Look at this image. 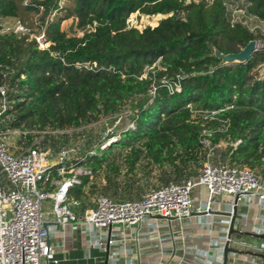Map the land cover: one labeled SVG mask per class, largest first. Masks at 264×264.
Instances as JSON below:
<instances>
[{"label": "trees", "instance_id": "trees-1", "mask_svg": "<svg viewBox=\"0 0 264 264\" xmlns=\"http://www.w3.org/2000/svg\"><path fill=\"white\" fill-rule=\"evenodd\" d=\"M224 1L0 0V17L28 22L37 14V26L50 41L42 49L27 35L0 33V63L13 70L9 124L28 131L64 130L127 109L132 127L107 134L97 145L86 142L88 149L72 163L94 174L105 165L115 168L120 148L127 150L131 167L143 158L171 165L168 184L198 177L192 164L204 161L205 124L190 109L218 111L231 126L216 132L214 141L241 140L229 148V163L264 171V73L254 71L264 65V47L245 63L221 64L216 49L239 52L259 39L246 26L231 24ZM248 1L250 12L264 19V0ZM136 12L167 17L140 30L128 23ZM68 18L77 19L82 35L62 29ZM34 136L28 133L26 143ZM89 179L82 177L70 195L81 198Z\"/></svg>", "mask_w": 264, "mask_h": 264}, {"label": "built area", "instance_id": "built-area-1", "mask_svg": "<svg viewBox=\"0 0 264 264\" xmlns=\"http://www.w3.org/2000/svg\"><path fill=\"white\" fill-rule=\"evenodd\" d=\"M224 4L232 25L241 24L256 33L258 25L252 22L264 23V19L250 12L248 0H225ZM4 21L5 18L0 17V23ZM3 30L0 33L27 35L42 49L50 46L44 30L34 32L29 23L20 18L15 17L12 26L3 27ZM256 40V50L264 47L261 39ZM0 71L4 78L0 85V264H47L54 260L49 223L94 234L95 246L110 249L119 243L117 236L126 228L140 227L147 221L151 223L149 233H159L161 223L158 219H163L172 229L173 223H184L193 212H210L211 204L224 194L232 195L234 200L237 198V204L245 197L264 200V177L250 167L230 164L218 149L219 145L209 137H203L202 133L201 142L206 153L198 177L161 185L137 200L99 195L95 206L84 207L82 200L71 196L70 191L81 184L82 177L91 178L94 172L87 166L72 163L80 158L76 147L64 146L55 153L51 148L41 147L37 138L30 144L25 141L20 147H12L8 142L11 135L26 137L28 133H34L37 136L40 132L9 124L10 116L6 113L12 103L8 92L13 70L0 63ZM155 91L152 87L151 93L155 94ZM209 113L216 116L218 111ZM240 142L233 141L232 146L236 147ZM198 186L208 191L206 206L196 205L193 191ZM172 237L174 256L177 251L174 233ZM134 238L125 236L124 240ZM259 249L264 253V240ZM161 257L164 259L163 253ZM169 262L160 260L158 264Z\"/></svg>", "mask_w": 264, "mask_h": 264}, {"label": "crops", "instance_id": "crops-1", "mask_svg": "<svg viewBox=\"0 0 264 264\" xmlns=\"http://www.w3.org/2000/svg\"><path fill=\"white\" fill-rule=\"evenodd\" d=\"M193 196L196 205H207L205 187H196ZM233 202L232 195L218 196L210 212H193L184 223H173L172 229L164 223L166 221L158 219L161 223L159 233H149L151 223L147 221L140 227L126 228L117 236L119 243L110 249L95 246L94 234L49 223L55 255L47 264H158L160 260L170 261L169 264H223L232 219L226 212L233 211ZM237 205L234 233L230 239V247L235 251L229 253L227 264H264V253L259 249L264 240V200L245 197ZM172 233L177 249L174 256ZM125 236L135 238L124 240Z\"/></svg>", "mask_w": 264, "mask_h": 264}, {"label": "rangeland", "instance_id": "rangeland-1", "mask_svg": "<svg viewBox=\"0 0 264 264\" xmlns=\"http://www.w3.org/2000/svg\"><path fill=\"white\" fill-rule=\"evenodd\" d=\"M164 17H167V15L157 14L150 16L141 15L136 12L130 16L128 23L130 26L143 30L147 26H157ZM38 19L39 15L37 14H32L27 19L34 32H38L40 28H42L37 26L38 23H40ZM14 20L15 17L5 18V21L0 23V31L3 30V27L12 26ZM72 24L73 18H68L62 22V29L66 30L70 35H82V32L77 30L76 25L72 31L70 30ZM252 24L258 25L256 34L259 39L264 42V23L254 21ZM2 32H4V30ZM254 71L261 75L264 73V65H258ZM128 106L126 107L128 108ZM190 110L194 112L195 117H197L196 121H201L205 124L206 131L203 130V137H209L214 144L219 145L218 149L223 152L225 160L229 162V155L227 152L232 146L233 141L223 138L215 142L213 138L216 132H224V130L229 128L231 126V120L224 116H212L209 112L201 113L193 111L192 109ZM127 111L129 112V110L126 109L125 112H120L117 116H102L98 121H94L82 127L64 130L48 128L38 133L37 136L35 135L34 138L41 141V147L51 148L55 153L64 146L76 147L79 152L81 149H84L85 146L88 149L86 143L88 141H92L94 145H97V142L102 141L107 134L113 133L118 135L121 130L132 127L133 122L128 116L126 117ZM7 139L12 147H20L27 141L26 137L20 135H11ZM126 152L127 150L117 148L115 150L117 157L116 167L111 168L105 165L89 179L84 193L80 198L84 207L95 206L96 199L99 195H107L117 200H137L151 189L164 185L168 180L172 179L174 173L171 165L161 167L151 164L147 159L143 158L135 162L134 166L131 167L126 160ZM78 154L82 157V154ZM202 167L203 161L200 166L192 164V168L198 169L199 174ZM256 171L264 177V171Z\"/></svg>", "mask_w": 264, "mask_h": 264}, {"label": "water", "instance_id": "water-1", "mask_svg": "<svg viewBox=\"0 0 264 264\" xmlns=\"http://www.w3.org/2000/svg\"><path fill=\"white\" fill-rule=\"evenodd\" d=\"M77 19L73 18V24L70 28L72 31L74 26L76 25ZM257 40L253 39L249 41L245 47H243L239 52H234V53H228L225 54L219 50H215V55L221 60V64H231V63H245L247 62L251 56L253 55L254 51L256 50L257 47ZM235 205L233 208V211L226 212L228 216H231V223H230V229L228 233L229 240H227L225 247H224V263L227 264L228 259H229V253L235 251L234 248L230 247V242H231V236L234 233V225H235V220H236V215L238 211V205H237V198L234 200ZM212 212V211H211ZM205 213V212H203ZM264 256V254H263Z\"/></svg>", "mask_w": 264, "mask_h": 264}]
</instances>
